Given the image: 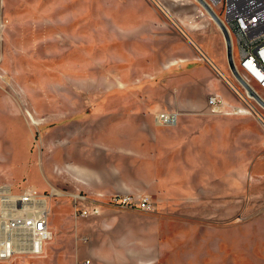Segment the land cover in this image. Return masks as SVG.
<instances>
[{"label":"rangeland","instance_id":"rangeland-1","mask_svg":"<svg viewBox=\"0 0 264 264\" xmlns=\"http://www.w3.org/2000/svg\"><path fill=\"white\" fill-rule=\"evenodd\" d=\"M222 36L198 0H0V185L61 192L49 202V254L0 264H264V127L233 110L250 105L231 87L243 90ZM215 94L229 113L212 111ZM164 111L239 115L249 126L243 135L234 119L233 147L174 150L157 171L144 150ZM114 116L121 129L104 133ZM223 125L202 141H220ZM210 158L215 186L202 181ZM125 196L132 201H114ZM144 197L153 210L140 207Z\"/></svg>","mask_w":264,"mask_h":264},{"label":"built area","instance_id":"built-area-1","mask_svg":"<svg viewBox=\"0 0 264 264\" xmlns=\"http://www.w3.org/2000/svg\"><path fill=\"white\" fill-rule=\"evenodd\" d=\"M208 1L214 9V6L220 9V13L215 10L230 32L233 55L235 49L239 52V58L234 56L238 72L264 100V0ZM233 89L244 102H252L250 99L253 98L249 97L245 87L241 90L233 84ZM208 103L213 112L229 113V103L218 94L211 96ZM261 107L263 110L257 109L255 113L264 125V107ZM237 108L233 110L236 112ZM155 117L159 123L173 124L177 120V113L164 111ZM262 149L264 151V141ZM52 197L53 192L40 193L34 187L16 192L9 185H0V260H9L18 255L34 257L44 253L47 242L54 236L49 220L51 204L48 202V198L51 200ZM114 201L127 204L132 199L128 196L115 197ZM139 204L144 210L155 208L148 197L142 198ZM76 207V213L82 216L99 212L95 207ZM90 263V260H85L83 264Z\"/></svg>","mask_w":264,"mask_h":264},{"label":"crops","instance_id":"crops-1","mask_svg":"<svg viewBox=\"0 0 264 264\" xmlns=\"http://www.w3.org/2000/svg\"><path fill=\"white\" fill-rule=\"evenodd\" d=\"M223 37V36H222ZM224 39V37H223ZM225 41V39H224ZM228 61V60H227ZM217 68L218 65H217ZM222 74L223 71L219 69ZM227 88H224L226 93L230 94L232 91L226 90ZM247 107L245 105H240L236 110L238 111H244V112H250L246 110ZM255 115V114H254ZM237 118L231 117V116H212V117H198L192 114H179L177 113V120L173 124H162L159 123L156 120V117L154 118L155 124H156V130H155V135L154 139L147 143L145 146L144 150V155L147 156L148 159H150L151 156L157 158L158 162L161 163L160 166H155L156 170H161L164 171L165 165L169 164L171 162L169 156L174 153V150H179L178 154L182 151L183 155H191L192 153L197 154L199 153L198 149H202V146H204L205 150H202L201 153H208L209 155H214L217 153L218 148H225L226 150L228 147H233V127L229 124L234 123L235 120L237 119L236 122L241 123L243 126V131L241 133L244 135L247 131L249 126V121L245 119L243 116H235ZM103 123H109L113 125H108L104 126V133L106 129L109 132H114L116 133L117 130L121 129V123L122 119L121 117H116L114 116L113 120H103ZM256 122V121H255ZM258 122V121H257ZM214 123H222L224 124L221 126V139L218 142H211L207 143L202 141V138H207L206 135L210 134L211 131H213V124ZM264 127V126H263ZM205 136V137H204ZM228 139L230 142H228ZM106 140L105 138L103 140L98 141L97 146H105L106 145ZM204 142V143H203ZM263 143V142H262ZM242 146H244V143H242ZM241 146V147H242ZM262 149V144L259 146L258 149ZM263 150V149H262ZM227 152V151H226ZM264 157V156H263ZM183 163H187L186 161H183ZM200 163V162H198ZM208 166L204 167L203 169H207L210 171V174H206L203 176V180L206 184L210 186H215L217 185L216 181L218 180V174H217V163L215 162L214 158H210L208 162L206 163ZM230 165L226 164L224 167L225 169V177H222L221 179H225L224 185H228V181L233 180V173H232V166L231 163ZM159 165V164H158ZM163 165V166H162ZM191 169V168H190ZM196 169V167L194 168ZM200 169V168H198ZM181 170L183 171L181 175H179L178 182L181 181L183 186L190 185L188 183V180L190 179L189 175H186L187 168L183 165L181 167ZM54 171V169H53ZM230 172V173H229ZM55 175V174H54ZM189 176V177H188ZM161 177V176H159ZM50 180V179H49ZM186 181V182H185ZM37 185V184H36ZM49 186V184L45 181L37 185L39 189H45ZM98 191L100 190L102 193H106L107 191L104 189H97ZM149 224L146 225L148 227ZM58 228V226H56ZM148 229V228H147ZM153 239V238H152ZM155 241V239H153ZM152 240V241H153ZM48 244V243H47ZM46 244V245H47ZM47 255L49 254V249L47 246L45 247ZM51 252V251H50ZM39 258V257H38Z\"/></svg>","mask_w":264,"mask_h":264},{"label":"water","instance_id":"water-1","mask_svg":"<svg viewBox=\"0 0 264 264\" xmlns=\"http://www.w3.org/2000/svg\"><path fill=\"white\" fill-rule=\"evenodd\" d=\"M198 1L203 6V8L210 14V16L214 19V21L217 23L223 34L226 45L227 60L232 73L237 78V80L243 85V87H245L249 93L253 94L257 98V100H259L258 102H260L264 107V100L261 99V97H259V95L255 93V91L244 80V78L241 76V74L238 72L235 66L232 38L227 26L225 25L219 14L216 12V10L213 8L212 4L208 0H198Z\"/></svg>","mask_w":264,"mask_h":264},{"label":"bare ground","instance_id":"bare-ground-1","mask_svg":"<svg viewBox=\"0 0 264 264\" xmlns=\"http://www.w3.org/2000/svg\"><path fill=\"white\" fill-rule=\"evenodd\" d=\"M200 12L201 13H205L202 9H200ZM234 56H235V54H234ZM221 71L219 70V73H220ZM222 75V74H221ZM233 84L234 83H232V85H231V87L233 86ZM249 95L252 97V98H254L257 102L259 101V100H257V98L253 95V94H251V93H249ZM263 97H264V95H262ZM258 103H260V102H258ZM250 105V106H249ZM249 107H247L246 105V107L251 111V112H253L255 115H256V110H257V107H255L253 104H251V102H249ZM260 105H262L261 103H260ZM237 110H239V109H237ZM259 110H261V109H259ZM237 112V111H236ZM264 126V125H263ZM53 194H56V195H58V194H61V192L59 191V190H55V191H53ZM54 197V196H53ZM48 202H50V200H49V198H48ZM6 204V203H5ZM6 205H8V204H6ZM0 251H1V247H0Z\"/></svg>","mask_w":264,"mask_h":264}]
</instances>
